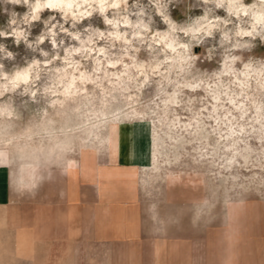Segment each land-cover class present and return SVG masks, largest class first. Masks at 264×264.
Returning a JSON list of instances; mask_svg holds the SVG:
<instances>
[{
    "label": "rangeland",
    "instance_id": "374dc122",
    "mask_svg": "<svg viewBox=\"0 0 264 264\" xmlns=\"http://www.w3.org/2000/svg\"><path fill=\"white\" fill-rule=\"evenodd\" d=\"M46 1L0 0V106H10L13 113L0 119V137L12 134L11 131L13 134H24L29 129L37 131L45 120L60 117L64 121L72 116L69 109L74 101L68 100L61 107L58 103L51 105L62 97L53 93V89L63 88V85L56 87L54 82L51 84L52 76L57 69L65 67L77 76L79 72L76 69L87 71L95 79L84 85L88 90L79 93L76 96L78 100L94 96V107L97 108L103 94L100 91L107 87V91L115 96L109 105L112 109L117 106L124 108L120 114L121 121H124L122 124L117 122L119 148L111 149L113 145L109 146L103 155L96 158L92 155L83 157L76 146L67 164L57 159L50 163V169L40 171L38 187L34 191L17 190L13 187L10 173L8 182H1L8 183L6 193H11L13 198L10 204H0V264H49L48 256L42 253L41 242L49 246L51 243L55 251L60 248L61 253H65L64 245L69 243L65 231L70 230V216L82 215L84 208L81 204L85 197V205L97 200L98 207L94 210L99 214L105 204L130 205V212L116 207L115 213L135 214L140 220L137 223L139 230H146L157 240L166 238L168 243L174 240L178 248L189 253L188 263L220 264L218 258L230 244L229 247L237 253L236 264H264V22L255 20V12L264 14V0H120L117 6L113 5L115 0H108L105 5L109 6L103 11L97 0L81 7V11L86 10L84 14H79L75 7L74 15L67 16L58 8L48 7ZM38 4L43 8L37 9ZM172 25H175L174 30ZM198 26H201L200 31L191 32ZM137 31L142 36H135ZM117 32L126 35L129 43L117 39ZM165 36L176 38L180 44L178 50L158 42ZM178 55L188 57L182 63L184 68L169 71L172 62L166 57ZM98 58L102 64L99 72ZM108 61L118 63L111 66ZM138 63H144L149 73V80L142 86L141 77L127 81L124 79L126 75L122 74L127 68H131L129 73L135 74L133 66ZM154 65L159 67L151 72L150 67ZM228 69L230 72H226ZM26 70L30 71L32 79L15 86L14 76ZM105 70L110 74L107 77ZM112 73H121L123 79L112 76ZM245 74L250 75L246 78ZM104 76L105 81L101 79ZM242 80L247 83L241 85ZM77 84L80 86L82 83ZM170 97L177 98L176 104L164 105ZM216 97L220 100L214 99ZM63 108L66 112L59 116L57 110ZM89 108L88 105L84 110ZM241 108L246 109L244 116ZM89 113L80 110L78 114L83 115L81 119L99 122L100 119L96 120ZM118 113L110 118L115 119ZM167 121H171L172 128H167L164 123ZM143 125H152L158 138L161 136V156L168 154L173 161L176 155H180L179 160L163 165L169 168L167 172L174 182L166 185V180L162 179L155 183L161 186L152 189L150 185L142 184L140 175L132 177L110 172L127 178L104 179L103 173L108 172L102 167L109 162L111 150L119 152L111 160H116L121 168H137L140 173V163L126 162L129 149L122 145V135L123 128H129L138 132L140 142ZM186 125L191 126L186 128ZM230 130L238 133L232 136ZM79 132L76 131L77 134ZM173 137L178 140H172ZM15 151L11 153L12 161L8 165L0 161V181L8 171L20 172L22 166ZM201 153L207 155L201 156ZM123 155L125 163L135 165L122 163ZM70 164L84 168L78 181L72 180L74 177L65 167ZM202 173L204 175H200ZM177 175L182 179L175 180ZM93 177H101L102 181L114 182V185L112 188L101 186L97 192H87L84 197L83 189L89 186ZM132 179L137 181V185L132 183ZM115 188L125 189L123 191L127 195ZM148 188L150 190L146 192ZM237 201H241L239 206L246 202L247 206L244 216L238 218V231L231 244L226 226L238 213V209L237 213L234 210ZM72 202L76 205L73 206ZM196 204L205 206L200 215L196 214ZM236 205L239 208L238 202ZM86 213H89V208ZM25 229L34 236L48 232L55 235L32 240L30 257L33 263L25 261L27 255L19 252L23 245L21 232L24 233ZM71 246L74 253L70 251L66 264L81 258L79 243L73 242ZM66 257L61 256L62 259ZM176 257L178 264H185L184 260L181 262L182 255ZM61 258L55 256L53 262L58 263ZM60 263H64L63 260Z\"/></svg>",
    "mask_w": 264,
    "mask_h": 264
},
{
    "label": "bare ground",
    "instance_id": "6f19581e",
    "mask_svg": "<svg viewBox=\"0 0 264 264\" xmlns=\"http://www.w3.org/2000/svg\"><path fill=\"white\" fill-rule=\"evenodd\" d=\"M93 1H97V0H52L53 3H56L58 5L55 8H58V9L62 10L65 13L66 16L69 15V14L74 15V8L75 7L78 9L79 14H81V15L84 14V12H86V10L85 11H81L80 10L81 7L83 5H85L86 3H90V2H93ZM98 1L100 3V6H101L100 8H101L102 11L105 10L106 8H108L109 5H107V4L105 5V2L108 1V0H98ZM49 2H50V0H47L46 4L48 5ZM69 4H71V7H68ZM119 4H120V0H115L114 3H113V5H115V6H117ZM43 5H44V3H43ZM41 7L43 8V6L41 4H38L36 8L38 9V8H41ZM255 20L257 22L263 23L264 22V14L262 12H255ZM128 24H129V21H128ZM200 30H201V26H198L196 29H193L191 32L194 33V32H198ZM209 30H210V28H209ZM241 32L246 33V31H241ZM134 35L135 36L141 35V32L137 31V32L134 33ZM115 36H116L117 39H119V40L122 39V40H124L125 42H128V43L130 41L127 37H125L126 35L122 34L121 32H117L115 34ZM175 39L173 38V36L169 37V38L165 36V37H162L160 41L158 40V42L159 43L164 42V45L167 48L172 49V50L173 49L176 50L177 47L180 46V44L177 43ZM168 45H171V47H169ZM166 58H167V60L169 59L172 62V63L170 62L171 64L169 66V71H173L174 69L177 70V68H178V70H179V68H181V69L184 68L183 67L184 65H182V63L186 62L187 59H188V57L186 55L185 56L178 55L177 57H166ZM96 62L98 63L99 69H97V70L99 72L102 69V64H100L101 63V59L98 58L96 60ZM119 62H120V60H119ZM117 63L118 62L108 61V64L111 65V66H115ZM188 63H187V65H188ZM143 64L144 63H142V64L138 63V64H135L134 66L132 64L133 68L136 71L135 74L129 73V71H131V68L129 69V68L126 67L127 70L125 72L124 71L122 72L123 75L124 74L126 75V77L124 79L132 80L134 78L141 77L140 85L142 86L143 84H145L146 81L149 80V73L146 71L147 69L145 70L146 66H144ZM158 67L159 66H155V65L151 66L150 67L151 68V72H153V70L155 71V69H157ZM76 70L79 72L78 73L79 76H77L75 74V72L67 71L66 67L63 68V69H57V72L55 70L56 73L53 74V76H52L53 77L52 78L53 81L51 83V84H53V82H54V84H57L56 87L58 85L59 86L63 85V88L61 86L62 89H60V90L56 89L54 91V89L52 88L53 89V93H56V94L59 93V94L62 95V97L57 98L56 101L51 102V105H54L55 103H58L57 105H59L61 107L65 103H67L68 100L69 101H74V104L71 106V109H69L73 113L72 114L70 112L72 114V116L66 118L68 116L67 115L65 117L66 119H64V121H62L63 119L60 120V117H59V119H54V118H50L48 120L44 119L45 121L43 120L44 122H42L40 124V127L38 128L37 131H31L29 129L24 134H13V132L11 131L12 134L9 133V135L6 134V135L0 137V158H1L0 161L2 163H5V164L8 165V162L12 161V158L10 156L11 155L13 156V154H11V153H14L13 151L16 150L15 151L16 158L18 159V161L20 162V164L22 166L20 168V172H18L17 174H16V170L15 171L13 170L14 173L11 170L12 173L8 171L6 174H4L3 178H2L4 182H8L9 176H10L9 173H10L11 174V182L13 184H15V185H18L21 188L31 187L32 184L34 183V181H35V185H36V183H37V181L39 179L38 175H39V173H40V171L42 169H44V170L50 169L49 168L50 167L49 166L50 163H53L57 159H60L59 161L63 160L64 161V165L67 164L68 161H69L68 158L70 157V154H72L73 150H75L74 148L76 146L79 147V148H76V149H78L80 152L83 153V157L92 155V156H96V158H99L101 155H103V153H105V151H106L105 149H107L109 146L111 148V146L113 145V147L111 149L119 148V134H118L117 122L121 121V118H120L121 109L124 110V108H121V107H118V106H117V108L114 107V109L111 108V106L109 105L110 104V100L115 99V96H113L111 94L110 90H109V92L107 91V89H108L107 87H102L103 90L100 91L103 94L101 95V97H99V103H98V107L97 108H95L96 107L95 106L96 105V102H95L96 100H95L94 96H92V97L90 96L91 98L89 96H86V98L84 100H78V98H76V96L79 93H81L83 90L84 91L86 90V92L88 90L86 87H84V85H86L88 82L91 83V81H94L95 79H93L94 77L92 78L91 74L89 73L90 74L89 75L87 73V71L83 72V71H80L79 69H76ZM95 70H96V68H95ZM228 70H226V72H230L231 69H228ZM103 72H104V75L106 77L110 75L109 72L106 71V70L103 71ZM122 74L121 73H112V76H114V77H116L118 79H123L121 77ZM249 75L250 74H245L246 78ZM18 76H19V78H18ZM101 76H103V75H101ZM105 76L102 77L101 79H104ZM31 79H32V76H31L30 71L26 70L25 72L22 71V73L18 72L14 76V78L12 80H13V84L15 86H17V84L19 86L20 83H22V82L28 83V81H30ZM105 79L103 81H105ZM236 79H238V78H236ZM107 81H109V80L107 79ZM77 82L82 83L83 86L80 87L82 84L79 86L78 85L79 83L77 84ZM101 82H102V80H101ZM99 83H98V85H100ZM110 83H111V86H112L114 81L110 82ZM240 83H241V85H245L247 82H245V80L243 82V80H242V82H240ZM186 84H188V83H186ZM101 85H102V83H101ZM260 85H261V83H260ZM15 86L12 87V84H11V87L13 88V90L15 89ZM111 86H109V87H111ZM187 86H191V85H187ZM193 86H194V84H193ZM117 87H119V86L116 83V87L115 88H117ZM48 88H50V86ZM187 88H190V87H187ZM262 88H263V86H262ZM190 89H192V88H190ZM50 91H52V90H50ZM1 92H0V95H1ZM51 96H52V94H51ZM130 99H132V98H130ZM176 99L177 98L173 99V97H170V98H168L167 101L165 100L166 103L164 105H166L167 103L171 104V103L175 102ZM214 99L220 100L219 97H216ZM230 99H232V97ZM122 102H124V100ZM175 104H176V102H175ZM88 105L90 106V108L87 109V110H84ZM68 107H69V105H68ZM214 107H215V105H214ZM244 107H245V105H244ZM236 108H239V106H236ZM80 110H81V112H82V110H83V112L85 111V114L87 112H90L91 114L94 115V117H96V120L100 119V120H98L99 122H97V121L94 122L92 120L94 122L93 123V122H91V119H89V118L81 119L83 117V115L81 117L80 114H78L80 112ZM65 112H66V109H64V108L61 109V110L60 109L57 110V114L59 116H61V114H64ZM117 112H119V113H118V116H115V119L110 118L111 115L116 114ZM12 114H13L12 113V108L10 106H8V105L0 106V117H1L0 119H2V117L8 118V117L12 116ZM241 114H242V116H244L246 114V109L244 111L243 108H241ZM46 116H48V115H46ZM87 116H90V115H87ZM215 116H217V115H215ZM92 118H93V116H92ZM7 121L8 120H6V123H7ZM122 121H124V120H122ZM122 121H121L120 124L123 123ZM165 121H166V119H165ZM216 122H218V121L216 120ZM164 123L167 125V128L171 126V121H167V122H164ZM188 124H190V123H188ZM5 126H7V125L5 124ZM147 126L143 125L141 127V130H140V142L138 140L139 139L138 132H135L134 130H131L129 128H126V129L123 128L122 145L124 144V146L125 147L127 146L128 149H129L128 150V154L126 156V162L127 163H136V164L140 163V165L142 166L141 173H140V178H141L142 184L143 185H152V184H155L157 181L162 180V179L163 180L171 179L170 177L172 175L168 174V172H167V171H169V168H164L163 165L164 164H169L170 165L173 161L179 160L180 155L179 154L176 155L175 159L173 161H172V159L170 160L168 158L169 157L168 154L167 155L165 154V157H163L164 155L161 156L162 155L161 152H160V147L162 145L161 141H160L161 136H160V138H158L157 132L154 130V128H151L152 125H149V127H147ZM189 126H191V125H186L184 127L187 128ZM108 128L110 129L109 130L110 133H108L109 131L107 132ZM171 128H172V126H171ZM78 130L80 131L79 134L76 133V131H78ZM236 131L230 130L229 132H232V134H230V133L229 134L233 136L234 134L238 133ZM204 138H205V136L202 137L200 140H203ZM173 139H175V141L178 140L175 137H173L172 140ZM182 140H184V139H182ZM138 143H140V149L139 150H138ZM12 145H13L12 148H14V149L11 148ZM228 148L230 149L231 146L228 145ZM117 155H119L118 151L111 150V157H110L109 162H107V164H111L112 163L111 159L113 158V156H117ZM200 155L201 156H205L207 154H202L201 153ZM200 158H202V157H200ZM227 161H229V160H227ZM58 165H60V164H58ZM207 172L210 173L211 171L207 170ZM218 173H219V175L221 174V172H218ZM200 175H204V174L202 173ZM177 178H179L178 175H177V177H175V179H177ZM217 184H219V183H217ZM217 187H219V185ZM237 202H238V206H239L241 204V201H237ZM236 203L234 205L235 213H237V209H238Z\"/></svg>",
    "mask_w": 264,
    "mask_h": 264
},
{
    "label": "crops",
    "instance_id": "0c3cea01",
    "mask_svg": "<svg viewBox=\"0 0 264 264\" xmlns=\"http://www.w3.org/2000/svg\"><path fill=\"white\" fill-rule=\"evenodd\" d=\"M122 157V163L126 165L136 164H127L125 163L124 155ZM111 162V164H107L106 166L102 167L105 172L122 173L127 176L130 175L132 177L136 175L138 176L141 173V170L139 173L137 168H121L118 162L114 159L111 160ZM65 167L68 168L69 173L72 177H74L72 179L74 182L78 181V176H80L84 172L83 166H81L82 168H80V166H77L76 168V164H70ZM108 173H103L102 176L104 177V179L127 178L125 176L119 177L114 176V174L111 175V173ZM1 177L3 178V175ZM2 178L0 181V204H10L12 202L13 197L11 193L7 195L6 192L8 183H1L3 181ZM181 179L182 178H177L175 180ZM132 180V183L134 185H137V181L135 179ZM170 180L172 179L165 181L166 185H171L174 182L173 180ZM90 181L91 182L89 183V186H86L83 189L84 197L87 196V192L93 193L95 192V190L97 192L98 189L101 188V186H105L106 188H112L111 185H114V182L102 181L101 177L90 178ZM150 186L152 189H155L157 188V186H161V184H154L153 186ZM13 187L17 188V190L20 191L26 189L34 191L35 188L38 186L35 185L34 181L31 187L21 188L15 184H13ZM115 190L117 191L118 188H115ZM123 190L125 189H119L118 191L122 192ZM143 190L146 191V189ZM149 190L150 188H148V191L146 192H149ZM131 191L135 192V190L132 189ZM123 192L124 195H127L125 191ZM129 196L131 197V195ZM82 199H84L82 200L81 204L84 208V211H81L82 215L80 217H75L71 215L70 222L68 224L70 230L65 231L67 233V239H69L68 245H64L65 253H61L62 250L60 248L55 251V247L51 246V243L49 246L48 244L46 245L45 242H41L43 250L42 253L45 256H48L47 261L49 264H66L68 260L65 261V259H69L68 255H70V251L73 248L71 246V243L73 242L75 244L79 243V249L81 251L79 252V255L81 258L73 259L72 264H178L176 261L177 255L183 256V258H181V262H183L182 260H184L185 264H191L190 262L188 263L189 253L186 250L185 252H183V248H178L174 240H169L170 243H168L166 238L157 240L155 239L157 238L156 236H150V234H148L146 230H139L137 223H139L140 220H137L135 214L129 213L128 215H122L115 213L116 207L124 208L125 211L126 209H128V212H130V205L105 204L101 206L102 214H99V212L94 210L95 208L97 210L98 207V203L96 202L97 200H93V202L90 201L89 204L85 205L83 202L86 201V197ZM72 205L75 206L76 204L72 202ZM246 206L247 202L239 206L236 217L230 223H227L226 232L229 234L228 242L231 244H233L232 239L235 238L233 236H235L238 231V218L239 216H244ZM204 207V205L196 204V214L200 215L199 212L203 211ZM87 208H89L88 214L86 213ZM24 233L21 232L20 239L23 240V245L22 247H19V252L23 255H27L25 261L33 263V258L30 257L32 256L31 250L33 249V246L31 245V243L33 244L32 240L34 238H36L37 240L40 238H50L54 234H48V232L47 234H44L42 236H34L33 234H29L28 229H25ZM158 237H161V235H159ZM167 243L168 245H166ZM65 246L68 248L67 251V248L65 249ZM229 246L230 244L228 245L226 251L221 252V257L218 258V262L220 264H236L237 253L235 252L233 247ZM73 253L74 252L71 251V254ZM65 255H67V257L62 259L61 256ZM55 256H57L59 259L61 258L60 262L63 260L64 263H60L58 261V263L53 262Z\"/></svg>",
    "mask_w": 264,
    "mask_h": 264
},
{
    "label": "snow or ice",
    "instance_id": "6c2138e0",
    "mask_svg": "<svg viewBox=\"0 0 264 264\" xmlns=\"http://www.w3.org/2000/svg\"><path fill=\"white\" fill-rule=\"evenodd\" d=\"M47 6H48V7H56V6H58V5H57L56 3H53L52 0H50L49 4H48ZM221 6H222V5H221ZM68 7H71V4H69ZM229 10H231V7H230ZM109 23H111V21H109ZM199 23H200V21L198 20V21H197V24H199ZM171 27H172L173 30L175 29V25H172ZM168 46L171 47V45H168ZM173 50H174V49H173ZM18 78H19V76H18Z\"/></svg>",
    "mask_w": 264,
    "mask_h": 264
}]
</instances>
